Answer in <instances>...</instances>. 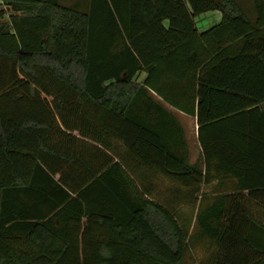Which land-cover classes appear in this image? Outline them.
Returning <instances> with one entry per match:
<instances>
[{"label":"trees","instance_id":"trees-1","mask_svg":"<svg viewBox=\"0 0 264 264\" xmlns=\"http://www.w3.org/2000/svg\"><path fill=\"white\" fill-rule=\"evenodd\" d=\"M0 6V264H187L193 235L176 205L192 203L202 171L135 120L131 102L149 88L196 109L199 127L258 108L264 0ZM214 10L220 22L198 32L195 18ZM144 168L175 185L167 203ZM224 198L197 213L200 234L224 249L211 263L258 264L264 229L245 215L240 236Z\"/></svg>","mask_w":264,"mask_h":264},{"label":"crops","instance_id":"crops-1","mask_svg":"<svg viewBox=\"0 0 264 264\" xmlns=\"http://www.w3.org/2000/svg\"><path fill=\"white\" fill-rule=\"evenodd\" d=\"M62 5H88L90 0H41ZM221 12L208 11L195 18L198 32L207 30L221 20ZM145 72H139L135 82L142 84ZM129 114L147 127L158 132L167 147L190 165L202 171V182L192 190V203L177 202L181 219H190L193 235L190 252L198 255L193 264H212L213 256L224 255L212 239L200 234L197 213L211 206L217 196H224V208L230 218H223L240 229V236L249 226L245 215H251L264 229V103L255 109L238 112L199 127L196 109L189 115L165 102L147 89L144 96L131 102ZM133 162L137 163L136 158ZM142 172V170H140ZM146 179L168 181L162 174L144 168ZM183 192L185 188L177 187ZM154 193V192H153ZM166 193V192H165ZM234 215L235 217H233ZM258 264H264V231L255 239ZM253 254L241 247L240 255ZM195 259V257H194ZM212 260V261H211Z\"/></svg>","mask_w":264,"mask_h":264},{"label":"rangeland","instance_id":"rangeland-1","mask_svg":"<svg viewBox=\"0 0 264 264\" xmlns=\"http://www.w3.org/2000/svg\"><path fill=\"white\" fill-rule=\"evenodd\" d=\"M80 8H84V5H80ZM6 19H7V15L0 18V20H6ZM152 183L154 184L153 197L155 199H159V200L167 203V201H169V200H171V198H173L171 193L175 191L176 187L171 181H169V180L164 181V180L155 179V180H153ZM194 257H195V259H194ZM197 258H198V255H196V253H194V251L190 252L187 255L186 262H187V264H193L194 260H196Z\"/></svg>","mask_w":264,"mask_h":264}]
</instances>
